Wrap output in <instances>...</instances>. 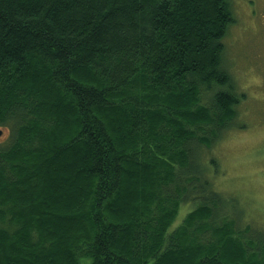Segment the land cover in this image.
<instances>
[{
    "label": "trees",
    "instance_id": "trees-1",
    "mask_svg": "<svg viewBox=\"0 0 264 264\" xmlns=\"http://www.w3.org/2000/svg\"><path fill=\"white\" fill-rule=\"evenodd\" d=\"M233 20L228 0H0V264H245L201 151L239 101Z\"/></svg>",
    "mask_w": 264,
    "mask_h": 264
},
{
    "label": "rangeland",
    "instance_id": "rangeland-1",
    "mask_svg": "<svg viewBox=\"0 0 264 264\" xmlns=\"http://www.w3.org/2000/svg\"><path fill=\"white\" fill-rule=\"evenodd\" d=\"M228 5L234 20L223 37L222 66L239 101L230 108L224 129L216 136L210 134L201 151L211 188L226 197L225 219L246 229L243 237L241 232L233 233L232 244L236 247L239 241L237 249L245 264H263L264 247L248 246L246 236L264 237V0H228ZM6 135L2 129L0 140ZM190 202L179 205L173 225L192 207ZM225 209L218 206L216 214ZM221 239L228 238L222 235ZM89 262V257H82L81 264Z\"/></svg>",
    "mask_w": 264,
    "mask_h": 264
}]
</instances>
